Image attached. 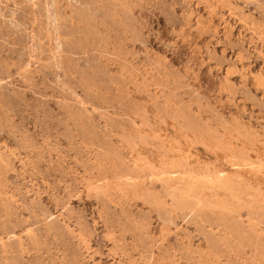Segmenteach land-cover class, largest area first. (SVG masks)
Masks as SVG:
<instances>
[{
  "label": "rangeland",
  "instance_id": "rangeland-1",
  "mask_svg": "<svg viewBox=\"0 0 264 264\" xmlns=\"http://www.w3.org/2000/svg\"><path fill=\"white\" fill-rule=\"evenodd\" d=\"M263 193L264 0H0V264H264Z\"/></svg>",
  "mask_w": 264,
  "mask_h": 264
},
{
  "label": "bare ground",
  "instance_id": "bare-ground-1",
  "mask_svg": "<svg viewBox=\"0 0 264 264\" xmlns=\"http://www.w3.org/2000/svg\"><path fill=\"white\" fill-rule=\"evenodd\" d=\"M237 150H240V149H237ZM241 151V150H240ZM244 152V151H243ZM242 152V153H243ZM242 155V154H241ZM244 155H245V153H244ZM238 158V157H237ZM171 175V174H170ZM212 175H214V174H212ZM206 177V176H205ZM225 178V177H224ZM229 179H230V177H229ZM228 180V179H227ZM231 180V179H230ZM213 181V180H212ZM232 181H234V180H232ZM237 181V180H236ZM238 182V181H237ZM237 182H235V183H237ZM241 182V181H240ZM230 184V183H229ZM232 185H234V187H235V184H232ZM238 185V184H237ZM226 186V185H225ZM250 186V185H249ZM230 188V187H229ZM237 188V187H236ZM239 188H241V187H239ZM209 189V188H208ZM235 189V188H234ZM233 189V190H234ZM226 190V189H225ZM241 190H243V188L241 189ZM249 190V189H248ZM220 191H221V189H220ZM234 191H237V190H234ZM247 191V190H246ZM245 191V192H246ZM251 191V190H250ZM249 191V192H250ZM253 191V190H252ZM230 192V191H229ZM242 192V191H241ZM248 192V191H247ZM257 192H258V190H257ZM257 192H255V193H257ZM253 193V195H254V192H252ZM260 193V192H259ZM259 193H257V195L259 194ZM224 194V193H223ZM231 194V193H230ZM233 194V193H232ZM234 194H236V193H234ZM264 194V193H263ZM222 195V194H221ZM242 195V194H241ZM244 196H245V194H243ZM248 195V194H247ZM262 195V194H261ZM236 196V195H235ZM264 196V195H263ZM263 196L261 197L262 199H263ZM238 197V196H237ZM243 197V196H242ZM248 197V196H247ZM254 197H255V195H254ZM260 197V196H259ZM235 198V197H234ZM256 198H257V196H256ZM255 198V199H256ZM240 199V198H239ZM244 199V198H243ZM251 199V198H250ZM226 200V199H225ZM238 200V199H237ZM245 200V199H244ZM240 201V200H239ZM248 201V200H247ZM241 202V201H240ZM239 202V203H240ZM246 202V201H245ZM249 202V201H248ZM234 203V202H233ZM235 203H237V202H235ZM250 203H251V201H250ZM214 204H217V203H214ZM251 205V204H250ZM227 206H228V204H227ZM186 208V207H185ZM188 209H189V207H188Z\"/></svg>",
  "mask_w": 264,
  "mask_h": 264
}]
</instances>
